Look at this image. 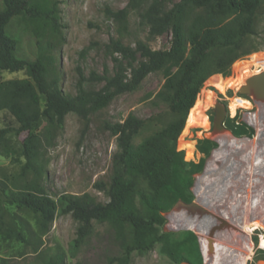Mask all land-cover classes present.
Returning <instances> with one entry per match:
<instances>
[{"label": "trees", "instance_id": "obj_1", "mask_svg": "<svg viewBox=\"0 0 264 264\" xmlns=\"http://www.w3.org/2000/svg\"><path fill=\"white\" fill-rule=\"evenodd\" d=\"M263 2L129 0L123 9L109 10L110 16L126 29L130 12H137L148 26L150 39L171 31V46L154 49L147 41L138 40L132 47L121 38H112L108 48L113 56L119 53L123 58L114 56V73L93 71L85 77L78 67L77 92L69 94L61 89L57 75L50 77L53 69L48 50L53 37L61 32L58 0H0V111L8 109L20 123L18 128L0 129V139L6 140L10 133H27L19 148L25 158L21 172L0 179V236L27 244L37 236L12 207L34 212L37 225L44 231L51 228L58 213H70L79 222L77 237L70 244L73 253L89 239L97 222L113 229L123 251L118 264H129L132 253H146L157 244L178 264H203L197 233L165 230L166 214L180 200L191 203L195 199L196 176L204 171L211 154L209 161L213 160L212 151L218 143L209 137L199 139L197 149L203 156L199 161H187L185 151L178 149V140L185 126L186 133L201 124L198 95L206 80L213 74L230 76L233 63L256 50L253 37ZM17 21L24 24L21 31L13 29ZM25 40L29 53L23 49ZM2 71H24L28 77L6 80ZM157 71L164 73L165 82L156 98L167 105L173 117L139 144L134 138L144 119L131 113L122 122L109 124L117 136L118 150L113 156L110 178L97 183L107 200L101 201L90 193H62L57 199L49 194L40 181L42 125L47 124V139L51 140L69 113L89 121L91 115L122 93L135 91L150 73ZM93 81L103 84L99 88L86 86V82ZM245 103L248 102L243 98L235 100L232 113ZM239 118V114L228 118L227 128L237 138L253 137L255 126ZM193 155L194 145L190 156ZM31 171L36 178L29 181L26 176ZM191 228L199 233L197 228ZM256 257L264 259V248L257 249ZM246 261L247 258L243 264ZM64 262L65 253L58 247H49L39 252L31 264Z\"/></svg>", "mask_w": 264, "mask_h": 264}, {"label": "rangeland", "instance_id": "obj_2", "mask_svg": "<svg viewBox=\"0 0 264 264\" xmlns=\"http://www.w3.org/2000/svg\"><path fill=\"white\" fill-rule=\"evenodd\" d=\"M128 2L58 0L61 32L53 37L48 54L53 69L50 77H59L60 87L65 93L76 94L80 78L78 67L85 77H89L93 71L99 74L106 71L114 73V56H122L119 53L113 56L112 49L108 48L112 38H121L132 47H136L138 40L147 41L154 49H167L171 46L172 32L150 39L148 26L142 23L137 12H130L126 29L110 16L109 10L123 9ZM23 27L24 24L17 21L13 29L21 31ZM27 42L25 40L23 49L29 53ZM253 43L256 50L236 60L230 76L213 74L206 80L198 95L201 99V124L190 127L186 133L185 126L178 140V149L185 151L187 161H199L203 156L197 149L199 139L209 137L218 143L213 151V160L209 161L211 154L204 171L196 176L193 187L195 199L192 203L196 205H178L166 214L168 222L165 230H192L197 233L203 264H243L245 258L246 264H264V259L256 257L257 249L264 248V113L262 106H259L260 102L254 103L239 91L250 75L262 71L264 67V2ZM1 76L6 80L28 77L24 71H2ZM164 82L162 71L150 73L138 89L122 93L109 106L91 115L89 121L76 113H69L64 126L55 130L51 140L47 139V124L44 123L40 130L44 140L40 153L43 166L40 181L47 192L55 199L62 193H90L106 201L107 197L97 187V183L110 178L113 156L118 150L117 136L108 126L122 122L133 113L145 121L134 138L135 144L160 131L173 117L167 105L156 98ZM102 84L86 82V86L94 88ZM217 94L230 105V118L239 114V120L256 127L253 137L230 138L225 143L217 137L225 133L233 135L228 128L220 131V134L212 133V122L208 115L213 113ZM240 98L248 103L232 113L231 104ZM19 126L20 123L8 109L0 111V129ZM26 135L25 132L19 135L10 133L6 140L0 139V179L21 172L25 158L20 155L19 148ZM191 143L194 145L193 156H190L193 147ZM35 178L33 171L26 176L29 181ZM11 209L27 220L37 236L32 238L31 244L0 236V264H31L39 252L49 247H58L65 253L64 264H109L112 260L113 264H118V258L123 255L121 245L108 224L95 222L92 235L73 253L70 244L77 237L79 222L72 214L58 213L51 228L44 231L37 225L34 212L16 207ZM181 211H184L182 215L185 217L176 224L171 215ZM191 227L197 228L200 236ZM216 227L220 230H214ZM129 264L178 263L162 252L161 244H157L146 253H132Z\"/></svg>", "mask_w": 264, "mask_h": 264}, {"label": "water", "instance_id": "obj_3", "mask_svg": "<svg viewBox=\"0 0 264 264\" xmlns=\"http://www.w3.org/2000/svg\"><path fill=\"white\" fill-rule=\"evenodd\" d=\"M240 93L252 96L257 102L264 101V70L250 75L243 85L239 89ZM215 117H214V126L212 133L216 134L222 130H227L225 126L226 112L223 106L216 100L214 104ZM246 137V136H245ZM214 151V150H213ZM212 151V152H213ZM186 203L180 200L175 206H195L196 204ZM192 204V205H191ZM174 206V207H175ZM217 228V227H216ZM220 230L218 227L214 230ZM213 230V231H214ZM181 264H189L188 262H182Z\"/></svg>", "mask_w": 264, "mask_h": 264}, {"label": "flooded vegetation", "instance_id": "obj_4", "mask_svg": "<svg viewBox=\"0 0 264 264\" xmlns=\"http://www.w3.org/2000/svg\"><path fill=\"white\" fill-rule=\"evenodd\" d=\"M263 62H264V61H263ZM263 70H264V67H263ZM258 72H260V71H258ZM258 72H257V73H258ZM254 74H255V73H254ZM243 95H245L246 97L251 98L252 101H253L254 103L258 104V102H257L252 96H249V95H246V94H243ZM227 98H228V97H227ZM216 100H217V101L223 106V108L225 109V112H226V118H227V119L230 118V117H229V116H230V111H229L230 105L227 103V101L225 100V98L222 97L221 95L217 94V99H216ZM263 105H264V101H263ZM263 113H264V107H263ZM211 116H212V117H211ZM214 117H215V109L213 110L212 115H208L209 121L212 122V125H211L212 130H213V126H214V123H213V121H214ZM211 118H212V119H211ZM226 122H227V121H225V124H226Z\"/></svg>", "mask_w": 264, "mask_h": 264}, {"label": "bare ground", "instance_id": "obj_5", "mask_svg": "<svg viewBox=\"0 0 264 264\" xmlns=\"http://www.w3.org/2000/svg\"><path fill=\"white\" fill-rule=\"evenodd\" d=\"M262 106V108H263V101L262 102H260L259 103V106ZM260 106V107H261ZM219 133V132H218ZM220 134V133H219ZM228 135L231 137V138H233V139H236L235 137H233L231 134H229L228 133ZM228 135H226V133L225 134H222V135H220V136H218L217 138H219L220 140H222V141H224L225 143H227V141L229 142V140H230V138H229V136ZM231 141H232V139H231ZM232 142H234V141H232ZM232 142H230V143H232ZM238 143V142H237ZM243 146V145H242ZM243 147H245V146H243ZM232 201V200H231ZM247 209V208H246ZM245 209V210H246ZM197 210V209H196ZM177 211V210H176ZM239 211V210H238ZM184 211H181V212H175V213H173L171 216H172V218L175 220V222H176V224H178V223H180V222H182L183 221V219H184V217H185V215H182V213H183ZM230 221V220H229ZM233 221V220H232ZM221 227V226H220ZM223 231V230H222ZM221 232V231H220ZM217 233H219V232H217ZM217 235V234H216ZM217 238H218V235H217Z\"/></svg>", "mask_w": 264, "mask_h": 264}, {"label": "crops", "instance_id": "obj_6", "mask_svg": "<svg viewBox=\"0 0 264 264\" xmlns=\"http://www.w3.org/2000/svg\"><path fill=\"white\" fill-rule=\"evenodd\" d=\"M226 135H228V134H226ZM229 136V135H228ZM232 136H234V135H232ZM235 137V136H234ZM229 138H231L230 136H229ZM236 138V137H235ZM249 143V142H248ZM250 144H252V143H250Z\"/></svg>", "mask_w": 264, "mask_h": 264}, {"label": "clouds", "instance_id": "obj_7", "mask_svg": "<svg viewBox=\"0 0 264 264\" xmlns=\"http://www.w3.org/2000/svg\"><path fill=\"white\" fill-rule=\"evenodd\" d=\"M236 137V136H235ZM246 137H248V136H246ZM239 138H241V137H239ZM249 138V137H248ZM214 150V149H213Z\"/></svg>", "mask_w": 264, "mask_h": 264}]
</instances>
